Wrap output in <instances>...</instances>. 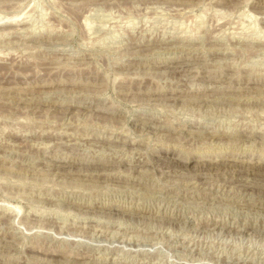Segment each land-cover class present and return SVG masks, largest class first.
I'll return each mask as SVG.
<instances>
[{
    "label": "rangeland",
    "instance_id": "374dc122",
    "mask_svg": "<svg viewBox=\"0 0 264 264\" xmlns=\"http://www.w3.org/2000/svg\"><path fill=\"white\" fill-rule=\"evenodd\" d=\"M0 264H264V0H0Z\"/></svg>",
    "mask_w": 264,
    "mask_h": 264
},
{
    "label": "bare ground",
    "instance_id": "6f19581e",
    "mask_svg": "<svg viewBox=\"0 0 264 264\" xmlns=\"http://www.w3.org/2000/svg\"><path fill=\"white\" fill-rule=\"evenodd\" d=\"M254 262V261H253Z\"/></svg>",
    "mask_w": 264,
    "mask_h": 264
}]
</instances>
